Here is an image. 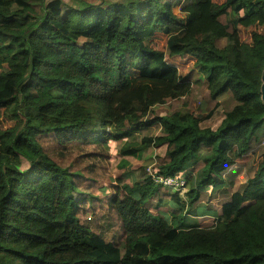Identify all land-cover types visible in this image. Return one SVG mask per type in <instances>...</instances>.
Here are the masks:
<instances>
[{
	"label": "trees",
	"instance_id": "obj_1",
	"mask_svg": "<svg viewBox=\"0 0 264 264\" xmlns=\"http://www.w3.org/2000/svg\"><path fill=\"white\" fill-rule=\"evenodd\" d=\"M39 1L0 0V264H264V149L237 190L223 177L264 133V0ZM176 10L210 21L191 44L187 29L172 33ZM156 31L166 53L150 45ZM184 54L202 82L168 60ZM193 83L235 104L153 113ZM154 123L160 134L127 140ZM118 138L124 156L164 146L155 176L186 174L192 186L144 168L131 184L110 182L107 141Z\"/></svg>",
	"mask_w": 264,
	"mask_h": 264
},
{
	"label": "rangeland",
	"instance_id": "obj_2",
	"mask_svg": "<svg viewBox=\"0 0 264 264\" xmlns=\"http://www.w3.org/2000/svg\"><path fill=\"white\" fill-rule=\"evenodd\" d=\"M35 2V9L38 10L39 8V0H34ZM66 2L77 5V3H80V0H65ZM89 2H97L99 0H85ZM105 1H113V0H105ZM234 16H237V14H234ZM209 18V15L208 17ZM225 17L221 16L218 19L214 20V23L212 24V28L217 30L219 33V38L217 39V44L219 46L223 45L226 42L224 32H222V24L225 21ZM209 20L206 19H200L196 23V31L201 29L202 23L205 27L206 23H209ZM211 28V29H212ZM238 35L239 39L241 41L243 40H249L250 37V31L248 29H245L242 23L239 24L238 27ZM194 36V35H193ZM192 36V39H193ZM190 42L189 44H191ZM188 44V45H189ZM187 45V44H186ZM188 62V61H187ZM181 73L182 70H181ZM188 73V72H184ZM194 76H198L196 72H194ZM203 77V76H202ZM207 86L203 84H193L191 94L189 96H184L179 99H167L164 103L158 104L153 107V113H169L176 109L182 108L184 104H186L187 108L193 112V113H200V112H206L207 110L211 109L216 101L220 104L221 108L224 110H229L233 107L235 104V101L230 97L228 93L221 94L216 100H210L208 90L206 88ZM152 114V113H151ZM149 115V117H152V115ZM161 133L160 126L157 124H152L149 127L142 128L141 130L132 133L127 137L128 141L132 142H138L140 139L144 136H155ZM126 141V138H118L116 140H109L107 141L110 149V166H109V181L114 183L116 177H121L123 181L126 184L133 183L134 179L136 178L137 171L139 172L140 168L146 169L148 165L155 167L157 162H159L158 156L163 155L164 146L154 147L150 146L146 148L140 155L136 156H124L120 152L121 146ZM259 143L253 144L249 151V154L246 156H243L239 159H236L237 166L235 168H232L231 170L227 171L225 173L226 179H232L235 181V186L232 189H229L230 191L237 190L239 186L249 177L252 176L256 168L261 164V155L262 151L264 149V133L259 138ZM123 158L127 159V163L124 166H121L123 163ZM234 162V163H235ZM234 167V166H232ZM147 171V170H146ZM241 181V182H240ZM109 182H105V191L101 188V185H97V189H93L94 191L100 190L101 193H99L100 196L102 195H109L110 194V188L108 185ZM192 186V182L187 183L184 189H188ZM93 191V192H94ZM97 193V192H95ZM103 193V194H102ZM203 201L208 199V195L203 193L202 194ZM154 202V200H152ZM222 200L219 199L218 203H220ZM165 205V204H163ZM163 207V208H162ZM162 209L164 206H162ZM189 220L190 224L196 223L197 218H190ZM202 223H208L210 221L209 218H203L199 221Z\"/></svg>",
	"mask_w": 264,
	"mask_h": 264
},
{
	"label": "crops",
	"instance_id": "obj_3",
	"mask_svg": "<svg viewBox=\"0 0 264 264\" xmlns=\"http://www.w3.org/2000/svg\"><path fill=\"white\" fill-rule=\"evenodd\" d=\"M211 2H215V3H218V4H222L225 0H210ZM176 16H177V19H176V28L174 29V31H172V33H176L179 29H182V28H185L187 29L188 31V36L186 38H190V42L193 43V39H192V36L194 35V33L196 32V23L197 21L199 20H196V21H190L189 20V17H188V13L187 12H184V11H179V10H176ZM245 28V27H244ZM198 31V30H197ZM251 34V33H250ZM167 37L168 35L167 34H164L162 32H159V31H156L152 34L149 42H150V45L154 48V49H157V50H160V51H163L166 53V42H167ZM244 42H247V43H250L251 42V35L249 37V40H243ZM225 44V43H224ZM223 44V45H224ZM221 45V46H223ZM219 46V45H218ZM169 62H171L173 65L177 66V69L180 73V75L182 77H187L189 78L190 80L192 81H199V82H202L203 79H204V75H205V72L203 69L201 68H196L193 66L194 64V61H195V58L193 56H191L190 54H184L182 56H176V57H171L168 59ZM188 61V62H187ZM181 70L183 73H181ZM184 72H188V73H185ZM194 72H196L198 74V76H194ZM203 76V77H202ZM194 84V83H193ZM196 84V83H195ZM252 148V147H251ZM250 148V149H251ZM250 151V150H249ZM249 151L244 154V155H241V156H237L236 159H239L243 156H246L249 154ZM236 161V160H235ZM234 166V167H232ZM230 166L224 173H223V177H224V180H225V184H227L226 186H229L230 189H232L234 186H235V181L232 180V179H226L225 177V173H227V171L231 170L232 168H235L237 166L236 162ZM258 168V167H257ZM257 168L256 170L254 171V173L257 171ZM253 173V174H254ZM241 182V181H240ZM232 191H230L231 193ZM227 197L226 196H218V197H215L211 200V202H214V201H219V199L221 200H225ZM206 217V216H205ZM195 218H197L198 220L200 219H203L201 218L200 216H195ZM207 218H210V217H207ZM202 221V220H201Z\"/></svg>",
	"mask_w": 264,
	"mask_h": 264
},
{
	"label": "built area",
	"instance_id": "obj_4",
	"mask_svg": "<svg viewBox=\"0 0 264 264\" xmlns=\"http://www.w3.org/2000/svg\"><path fill=\"white\" fill-rule=\"evenodd\" d=\"M147 172L152 175L154 181L161 183L166 186H170L174 189H182L184 190L186 184V174H179L174 177L171 176H155L153 173V167L148 165L146 168Z\"/></svg>",
	"mask_w": 264,
	"mask_h": 264
},
{
	"label": "water",
	"instance_id": "obj_5",
	"mask_svg": "<svg viewBox=\"0 0 264 264\" xmlns=\"http://www.w3.org/2000/svg\"><path fill=\"white\" fill-rule=\"evenodd\" d=\"M261 91H262V101L264 103V69L262 72V85H261Z\"/></svg>",
	"mask_w": 264,
	"mask_h": 264
}]
</instances>
